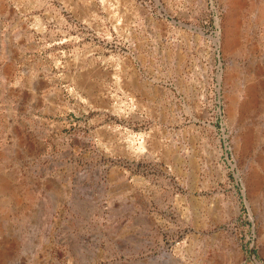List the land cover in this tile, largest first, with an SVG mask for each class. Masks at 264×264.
I'll list each match as a JSON object with an SVG mask.
<instances>
[{
	"label": "rangeland",
	"instance_id": "1",
	"mask_svg": "<svg viewBox=\"0 0 264 264\" xmlns=\"http://www.w3.org/2000/svg\"><path fill=\"white\" fill-rule=\"evenodd\" d=\"M251 254L264 0H0V264Z\"/></svg>",
	"mask_w": 264,
	"mask_h": 264
},
{
	"label": "water",
	"instance_id": "2",
	"mask_svg": "<svg viewBox=\"0 0 264 264\" xmlns=\"http://www.w3.org/2000/svg\"><path fill=\"white\" fill-rule=\"evenodd\" d=\"M251 260H252L253 262H255L256 264H259L258 261L255 259L254 254H251Z\"/></svg>",
	"mask_w": 264,
	"mask_h": 264
},
{
	"label": "bare ground",
	"instance_id": "3",
	"mask_svg": "<svg viewBox=\"0 0 264 264\" xmlns=\"http://www.w3.org/2000/svg\"><path fill=\"white\" fill-rule=\"evenodd\" d=\"M141 142V141H140ZM141 143H139V146L137 148V151H139L140 147H142V145H140ZM142 149V148H141ZM253 262V261H252ZM254 264H256L255 262H253Z\"/></svg>",
	"mask_w": 264,
	"mask_h": 264
}]
</instances>
